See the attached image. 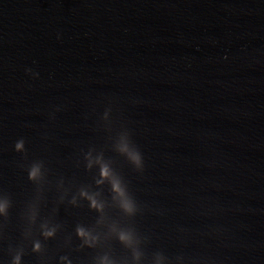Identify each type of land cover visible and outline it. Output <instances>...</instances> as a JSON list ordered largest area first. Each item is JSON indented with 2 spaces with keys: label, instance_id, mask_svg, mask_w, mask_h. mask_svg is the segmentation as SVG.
I'll use <instances>...</instances> for the list:
<instances>
[{
  "label": "water",
  "instance_id": "95a60500",
  "mask_svg": "<svg viewBox=\"0 0 264 264\" xmlns=\"http://www.w3.org/2000/svg\"><path fill=\"white\" fill-rule=\"evenodd\" d=\"M4 199L0 264H264V0H0Z\"/></svg>",
  "mask_w": 264,
  "mask_h": 264
},
{
  "label": "clouds",
  "instance_id": "9594fccd",
  "mask_svg": "<svg viewBox=\"0 0 264 264\" xmlns=\"http://www.w3.org/2000/svg\"><path fill=\"white\" fill-rule=\"evenodd\" d=\"M28 71H31L30 69ZM33 75H38L36 73H33ZM14 148L18 152H22L24 150V140L21 138L15 142ZM122 151L127 152L128 158L131 161V163L137 168L140 169L143 166L142 162V156L138 149H133L132 151L127 150V146L125 145L122 149ZM41 175V164L40 163H33L29 169H28V179L29 180H37ZM101 178H109L110 172L107 167V165H102L100 170ZM101 181H97V183H100ZM112 190L116 192L120 197V206L123 209V211L129 215H133L136 211V205L134 203V200L129 197L125 190L121 187L119 181L117 179H112ZM82 196H86L89 200V206L91 208H95L98 211L102 209V204L97 201V199L93 195H89L88 193L81 191ZM74 202V201H73ZM9 207V201L7 199H4L0 201V214H3L5 217L8 215V209ZM32 220L35 219V215L33 214L31 217ZM41 236H43L44 239H48L53 237L56 234V228L57 226L49 227L47 223L41 224ZM75 234L78 238H80L83 242V245H86L88 247H93L96 242V237L92 235V233L85 229V227L81 225H77L75 228ZM118 239L121 242H124L126 244L131 243L132 236L127 231H120L117 234ZM31 250L35 253H42L44 251V248L40 242V240H34L32 242ZM9 252L11 254V259L9 261V264H21L22 262V256L24 254L23 247H17L16 249H9ZM67 257L61 256L60 260L64 261ZM69 264L71 262L69 261ZM98 264H113L112 261H109L106 256L99 258Z\"/></svg>",
  "mask_w": 264,
  "mask_h": 264
}]
</instances>
